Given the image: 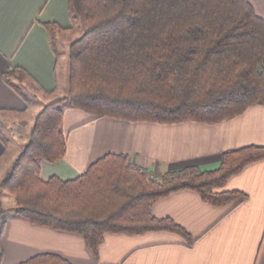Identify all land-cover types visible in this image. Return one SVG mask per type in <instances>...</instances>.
Instances as JSON below:
<instances>
[{
	"label": "trees",
	"instance_id": "obj_1",
	"mask_svg": "<svg viewBox=\"0 0 264 264\" xmlns=\"http://www.w3.org/2000/svg\"><path fill=\"white\" fill-rule=\"evenodd\" d=\"M69 6L83 32L69 47L68 93L36 114L27 144L1 180L15 206L5 208L0 200V217L12 212L80 234L96 256L107 232L165 229L191 243L194 236L181 223L155 215V200L191 188L211 204L236 206L247 193L224 185L264 158V145L226 150L214 169L187 166L161 174L132 163L126 152L100 156L70 179L42 178L41 161L66 155V105L92 119L218 122L264 104V19L250 0H69ZM47 25L54 33V24ZM28 76L17 66L4 78L30 101L23 84H37ZM17 264L74 263L41 252Z\"/></svg>",
	"mask_w": 264,
	"mask_h": 264
},
{
	"label": "crops",
	"instance_id": "obj_2",
	"mask_svg": "<svg viewBox=\"0 0 264 264\" xmlns=\"http://www.w3.org/2000/svg\"><path fill=\"white\" fill-rule=\"evenodd\" d=\"M250 2L264 19V0ZM49 22L54 24V33ZM76 27L69 0H0V184L27 144L36 114L48 101L68 93L69 69L59 68L60 53L68 55L71 42L81 35ZM17 66L37 84H23L30 101L4 78ZM63 117L66 155L41 161L44 179L51 175L75 178L111 152L128 153L132 163L154 174L187 166L210 170L221 165L226 150L264 145V104L260 103L218 122L92 119L86 110L73 105L64 107ZM224 188H239L248 197L234 207L215 205L186 188L155 200V215L181 223L194 236L191 243L165 229L107 232L98 256L80 234L37 224L12 212L3 214L2 263L17 264L41 252H57L74 264H264V158L247 164Z\"/></svg>",
	"mask_w": 264,
	"mask_h": 264
},
{
	"label": "rangeland",
	"instance_id": "obj_3",
	"mask_svg": "<svg viewBox=\"0 0 264 264\" xmlns=\"http://www.w3.org/2000/svg\"><path fill=\"white\" fill-rule=\"evenodd\" d=\"M77 27L75 28L82 30L81 26L79 23L75 24ZM83 32V30H82ZM68 53H69V49H68ZM61 56V60L59 62V68L63 71L64 67L66 66L68 68V63H69V55L63 54L62 52L60 53ZM68 61V62H67ZM69 69V68H68ZM61 97V96H60ZM1 129V128H0ZM0 200L2 202V206H4L5 208H10L11 206H13L15 204L14 202V198L12 197V195H10L9 193L5 192L3 189H0ZM1 220V219H0ZM0 225H1V221H0Z\"/></svg>",
	"mask_w": 264,
	"mask_h": 264
}]
</instances>
